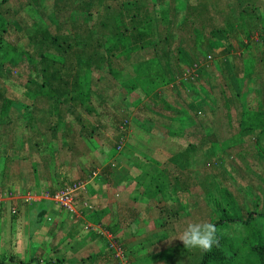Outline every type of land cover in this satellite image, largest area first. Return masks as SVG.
Instances as JSON below:
<instances>
[{"label": "rangeland", "instance_id": "374dc122", "mask_svg": "<svg viewBox=\"0 0 264 264\" xmlns=\"http://www.w3.org/2000/svg\"><path fill=\"white\" fill-rule=\"evenodd\" d=\"M43 29L57 45L38 64L28 38ZM218 29L225 33L213 36ZM137 37L154 48L133 56L131 65L120 61L121 80L139 75V67L146 66L144 56L152 57L153 52L168 77L177 79L189 65L197 64L199 79L158 86L146 95L142 86L147 78L140 76L141 93L126 94L107 72L104 49L117 40L133 45ZM5 42L15 47L17 68L10 76L0 70V92H13L19 102L9 111L8 124L0 119V191L18 200L0 203V261H8L14 249L20 257L12 264L31 261L25 241L34 230L26 224L30 227L31 218L35 228L38 217L32 214L35 202L22 200L26 195L52 193L93 169L100 170L93 182L98 187H114L118 176L130 169L156 171L157 180L184 196L176 212L158 211L165 220L182 217L177 219L178 231L227 212L243 222H227L225 230L218 231L242 251L252 242L246 240L250 230L264 233V133L242 132L238 126L242 111L264 116V0H0V48ZM87 69L88 76L82 75ZM79 77H88L82 86ZM29 80L46 81L49 88L33 104L26 93H33L35 83ZM77 102L84 107L86 120L74 119L78 125H68L64 133L60 126L53 139L51 125L57 118L73 122L70 112ZM124 117L129 121L128 142L115 153L118 124ZM81 122L95 127L92 135H86L89 130ZM156 139L154 147L150 142ZM144 154L156 157L158 167ZM49 167L57 170L60 185L34 190L24 182L45 177ZM12 203L18 208L15 217L10 215ZM253 212L258 215L254 220ZM86 231L106 234L93 226ZM178 235L171 234L140 255L156 252L152 264H198L201 250L173 240ZM106 237L103 254L109 258L102 264H116L113 241L124 249L130 264L123 244L110 234ZM91 251H95L91 245L85 249Z\"/></svg>", "mask_w": 264, "mask_h": 264}, {"label": "crops", "instance_id": "0c3cea01", "mask_svg": "<svg viewBox=\"0 0 264 264\" xmlns=\"http://www.w3.org/2000/svg\"><path fill=\"white\" fill-rule=\"evenodd\" d=\"M180 78H177L174 83L179 84L178 81ZM198 79L199 77L196 78V81ZM135 93L139 94L141 92L137 90ZM46 110L50 112L48 108ZM75 112L77 115L80 114L83 117L82 120L80 116L72 118L73 122L72 120L69 121V119L62 118L64 121L58 123V131L61 130L60 126H62L61 131L64 133L68 125H78L77 122H74V119L76 120L78 117L79 121L86 120L82 108H75ZM75 112L71 111L70 114L74 115ZM79 135L80 131L74 134L73 139ZM165 141L167 142L168 140ZM150 143L155 147L158 144V140L156 139V142L152 141ZM154 155L157 156V153ZM144 157L150 163H155L156 167H158L159 163L156 157L150 154H144ZM45 167L47 168V165ZM148 168L130 169L120 174L118 179H116L119 181L114 187L110 184L107 186H96L93 183L96 179H99L96 177L87 186L86 192L80 193L76 197L74 203L75 213L68 214V212L55 204L50 203L48 206L45 203L47 201L44 202L41 200L35 202V206L32 209L34 212L32 214L35 213L34 216L38 217V224L33 228L31 224L33 220L31 218L28 220L30 227L26 224L27 229L34 230V232L26 234V255L31 260L28 261L29 264H34V261L38 264L46 257L45 264L108 263L107 258H109V255L103 254V251L106 253L104 240V238L107 239L106 234L112 235L118 242L123 244L127 250L130 264H152L150 260L155 258L154 255H156V252L144 256L140 255L141 252L146 249H152L156 246V242L163 243L169 239L168 237L171 234L174 235L177 233L178 235L181 231L177 229L181 219H177L182 217L176 218V215H174L173 218L165 220L162 218L163 214H159L158 211L170 212L172 210L176 212L178 205L183 206L184 196L173 190H169L168 187L162 184L160 179H156V171L150 167ZM43 173L46 174L43 178L39 177L38 180L36 178L25 179L24 182L29 187L34 186V190L39 189L35 186H40V188H53L55 185L58 186L61 184L62 179L58 177L57 170H52L49 167ZM87 175L78 180L84 179ZM47 191H43L40 194H27L39 196ZM183 192L184 194L186 193L185 190ZM20 208H23V206ZM94 216L100 217L101 226L93 222ZM48 226L49 228L46 229ZM87 226L102 229V231L106 232L104 234L105 237L88 233L86 231ZM109 231L112 232L110 233ZM90 245L93 246L95 251L86 253L85 249ZM10 255V259L6 261L7 264L15 263L16 259L20 257L15 249ZM146 260L149 263H146Z\"/></svg>", "mask_w": 264, "mask_h": 264}, {"label": "trees", "instance_id": "16d2710c", "mask_svg": "<svg viewBox=\"0 0 264 264\" xmlns=\"http://www.w3.org/2000/svg\"><path fill=\"white\" fill-rule=\"evenodd\" d=\"M149 26V25H148ZM124 34L126 32H123ZM223 29H218L216 32L213 33V36H216L218 34H223ZM38 34V35H37ZM36 35H33L28 38L29 44H33L32 46L35 48V52L39 57L38 64H41V60L45 57V55L49 54L50 51H52V47L57 45L56 39L53 35L48 33L47 29L40 30ZM144 34H139V37L141 38ZM137 37V39H133V45H128L126 43L116 41L108 43L106 48L104 49V56H105V66L107 69L108 74L111 76L112 79L117 81L123 88L124 92L126 94H132L138 89L137 82L139 81L140 76H146L147 83L145 86H142L143 93L146 95L152 94V92L157 88L158 86H168L171 83L175 82L177 79H173L171 77L167 76V73L165 69L163 68V65L161 63V60L157 57V53L153 52V56L149 57L148 55L144 56V60L146 63V66H140L139 69L141 71V75H137L135 72L134 78L132 80H121L119 76L122 75L123 67H121L122 64L125 65H131L133 56H138L141 51H144V49L153 47L154 44H148V42H141V39ZM29 44H26V46H29ZM179 52V50H178ZM0 54H2L1 60H0V70L3 74L6 76H10L11 70L17 68V62L15 61V47H11L7 42L3 43V47L0 48ZM180 56V54H179ZM180 59V58H179ZM192 65V64H191ZM189 65V67L191 66ZM201 70L198 69L197 74L198 77L200 76ZM89 72L88 69L83 71L82 75L88 76ZM183 74V73H182ZM182 76V75H181ZM88 77H79V86H82L85 82V80ZM30 82H34L35 89L33 93H29L27 91L26 94H28V97L31 96L32 99H30V102L33 104L35 99L41 98L44 95L48 93V85L46 81L37 82L29 80ZM184 84L183 82L180 83ZM148 86V87H147ZM89 91V90H88ZM141 91V90H140ZM46 93V94H45ZM87 95H89V92H87ZM19 102V99L16 97V95L13 92H6L1 93L0 92V119H8V113L12 109L15 102ZM82 102V101H81ZM78 103V102H77ZM83 103V102H82ZM79 104V103H78ZM84 104V103H83ZM76 108H84L78 105ZM194 114H198V109L196 107H193ZM75 112V110H73ZM51 114L52 111H51ZM76 114V115H75ZM74 117L79 116L75 112ZM79 118V117H78ZM64 119L57 118V121L51 125V137L53 139L56 138L57 132H58V123L63 122ZM9 121H6V124H8ZM86 130V135L90 136V130H95V127L90 124H84V122L80 123ZM119 126V132L117 133V139L115 141L114 145V152L115 153H121V151H117V146L120 142V140L124 137L126 142L124 147H126V144L128 142L127 140V134L129 130V121L126 117L122 118L118 124ZM239 130L240 131H258L260 133H264V116L260 115V113H256L253 111H242L239 119ZM124 131H123V129ZM92 135V134H91ZM123 147V148H124ZM124 150V149H123ZM113 166L112 164H110ZM95 170V169H93ZM100 174V173H99ZM98 177V176H97ZM252 220L257 214L255 212L251 213ZM15 217V216H13ZM262 218H264V214L261 215ZM239 220L243 222L242 218H237L232 216V214H229L227 212H222L220 216L216 219H213L211 223L217 225L218 230H225L226 223L230 221ZM251 220V219H250ZM249 221V219H248ZM248 221H244L246 224ZM93 222L95 224H101L100 223V217L94 216ZM101 226V225H100ZM107 229L106 227H103ZM104 229V230H105ZM110 232V231H109ZM112 232V231H111ZM110 232V233H111ZM217 235L219 237L220 243L219 246H214L211 251L205 252L201 251V258L198 264H264V233H262L258 229H252L249 232V235L246 237V240L249 238H252V242H249L248 248H246L245 251H242L239 246H234L225 235L220 234L219 231L217 232ZM7 260L2 259L0 261V264H5ZM29 264V262L27 263Z\"/></svg>", "mask_w": 264, "mask_h": 264}, {"label": "built area", "instance_id": "2783aa9c", "mask_svg": "<svg viewBox=\"0 0 264 264\" xmlns=\"http://www.w3.org/2000/svg\"><path fill=\"white\" fill-rule=\"evenodd\" d=\"M197 71H198L197 64H192L185 71L186 73L188 72V76H185L186 73H183L181 78L178 81L179 84L181 82L195 81L196 78L198 77ZM125 142L126 140L123 137L117 146L118 152L123 149ZM99 173H100V170L98 169L92 170L90 174L87 175V177H85L84 179L72 181L66 184L64 187L56 190L55 192H52V193L47 192L46 194L39 195V196L26 195L27 197L23 198L22 200H24L25 202H30V203L39 202L41 200H49L53 204L59 206L64 211L68 213H75L74 203H75L76 197L80 193L86 192L87 186L93 182V180L99 175ZM16 200L18 199H16L14 195H12V197H9V196L6 197L4 192L0 191V203H4L6 201H16ZM10 215L12 217L18 215V208L15 206V204H13L10 208ZM111 239L112 238H110L109 241H111ZM110 246L114 251L113 255H114L116 264H128L124 249L121 246L117 245L115 241L110 242Z\"/></svg>", "mask_w": 264, "mask_h": 264}, {"label": "clouds", "instance_id": "9594fccd", "mask_svg": "<svg viewBox=\"0 0 264 264\" xmlns=\"http://www.w3.org/2000/svg\"><path fill=\"white\" fill-rule=\"evenodd\" d=\"M217 232V225L207 220L188 223L173 240L178 239L187 249L192 248L208 252L214 246H219L220 240Z\"/></svg>", "mask_w": 264, "mask_h": 264}]
</instances>
